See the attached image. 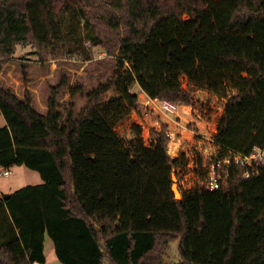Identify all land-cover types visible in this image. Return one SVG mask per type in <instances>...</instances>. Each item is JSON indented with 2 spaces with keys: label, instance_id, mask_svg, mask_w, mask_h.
<instances>
[{
  "label": "trees",
  "instance_id": "trees-1",
  "mask_svg": "<svg viewBox=\"0 0 264 264\" xmlns=\"http://www.w3.org/2000/svg\"><path fill=\"white\" fill-rule=\"evenodd\" d=\"M68 9L115 55L112 77L67 113L62 83L45 114L0 83V169L24 165L42 179L0 194V264L44 263L45 236L62 264H163L177 238L173 264H264V171L243 180L232 168L224 189L176 200L172 172L186 157L167 152L168 125L151 128L150 145L137 123L115 130L144 112L142 92L192 104L206 90L225 98L216 143L263 146L264 0H0V57L62 42Z\"/></svg>",
  "mask_w": 264,
  "mask_h": 264
},
{
  "label": "rangeland",
  "instance_id": "rangeland-1",
  "mask_svg": "<svg viewBox=\"0 0 264 264\" xmlns=\"http://www.w3.org/2000/svg\"><path fill=\"white\" fill-rule=\"evenodd\" d=\"M63 31V41L51 47L38 49L31 42L21 43L15 46L11 55L0 57V83L20 98L30 94L33 108L41 114L47 111L46 100L51 95L53 86L62 83L56 94L58 109L65 113L71 109L79 112L87 104L89 92L104 85L112 77L115 55L105 46L97 44L95 31L78 12L72 14L71 9L65 12ZM113 34L112 38L116 41ZM181 85L183 88L188 86L185 76L181 77ZM132 89L137 91L138 88L134 86ZM228 91L233 94L236 89L229 88ZM224 103L225 98L211 96L206 90L195 91L192 118L187 115L180 129V149L177 151L175 145H172L169 153L173 157L184 153L186 157L185 163L172 172V181L180 197L183 191L195 189L202 182V160L191 146L193 131L199 129L203 134L208 131L214 138ZM166 119L172 123L170 128H178L174 118L164 117L161 112L154 110L145 116L131 113L115 130L119 135L127 136L130 125L138 123L142 128L144 143L150 145L151 128L160 129ZM191 120L197 122L190 123ZM3 123L4 119L0 117V124ZM9 169L10 175H0V193H10L22 186L42 182L38 171L24 165H13ZM179 242L180 239L177 238L166 245L162 253L163 264L180 261ZM52 253L53 250L46 249L49 262L46 264H50Z\"/></svg>",
  "mask_w": 264,
  "mask_h": 264
},
{
  "label": "built area",
  "instance_id": "built-area-1",
  "mask_svg": "<svg viewBox=\"0 0 264 264\" xmlns=\"http://www.w3.org/2000/svg\"><path fill=\"white\" fill-rule=\"evenodd\" d=\"M210 95L215 96L212 93ZM139 96L140 104L145 107L144 112L139 115L145 116L154 110H158L164 117L174 118L178 128L168 126L166 130L169 137L167 152L170 153L172 145H175V149L178 151L182 144L180 137L182 122L187 115L192 118L193 103L185 104L157 97L153 98L143 92ZM189 122L195 123L197 121L191 120ZM192 138V149L202 160L203 176L200 188L208 191L224 189L229 184L232 168H240V178L243 180L255 178L264 171V145L254 147L250 152L245 153L232 148H222L208 131L205 134L200 133L199 129L193 131ZM221 152H223L222 155H220ZM1 174L10 175L11 170L5 168L0 170Z\"/></svg>",
  "mask_w": 264,
  "mask_h": 264
},
{
  "label": "crops",
  "instance_id": "crops-1",
  "mask_svg": "<svg viewBox=\"0 0 264 264\" xmlns=\"http://www.w3.org/2000/svg\"><path fill=\"white\" fill-rule=\"evenodd\" d=\"M168 126L171 125L172 123H170L169 121H167V119L165 120V122ZM191 144V143H189ZM2 194V193H0ZM46 249L49 251L53 250V253L51 254V261L50 264H62L59 260L56 259V255L54 252V245L53 242L51 240V238L49 236H45V240H44V254H45V262L44 263H35V264H46V262H48L47 256H46ZM49 263V262H48Z\"/></svg>",
  "mask_w": 264,
  "mask_h": 264
},
{
  "label": "water",
  "instance_id": "water-1",
  "mask_svg": "<svg viewBox=\"0 0 264 264\" xmlns=\"http://www.w3.org/2000/svg\"><path fill=\"white\" fill-rule=\"evenodd\" d=\"M172 180H173V176H172ZM171 189H172V192H173L174 198H175L176 200L181 199V197L179 196L178 189H177V187L175 186L174 182H172ZM4 197H5V198H8V197H9V193H4Z\"/></svg>",
  "mask_w": 264,
  "mask_h": 264
}]
</instances>
